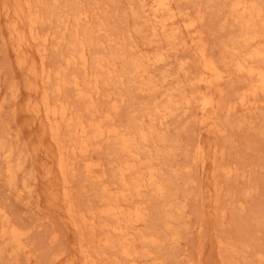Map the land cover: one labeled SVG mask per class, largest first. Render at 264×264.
Returning a JSON list of instances; mask_svg holds the SVG:
<instances>
[{
    "label": "rangeland",
    "instance_id": "1",
    "mask_svg": "<svg viewBox=\"0 0 264 264\" xmlns=\"http://www.w3.org/2000/svg\"><path fill=\"white\" fill-rule=\"evenodd\" d=\"M6 1L0 0V5H4ZM233 1L235 0H173V10L178 11H175L178 14L175 17L173 25L168 20L169 27L173 26V28H178L179 30L176 29V32L172 31L174 35L170 33V30L173 28L163 33L159 31L157 35H153L155 19L151 18L150 14H148L150 13L149 11H144L145 9L142 8V3L139 0H29L31 9L41 16L40 27L38 28V32H40L39 36L41 37L36 39L35 42L37 44L33 41L31 42V44H36V48L37 46L40 47V50L37 48L39 50L37 54L35 46L29 44L30 49L28 47V49L24 48L25 50H22L23 53H19V57L28 58L29 65H37L38 70L44 69L51 76L50 80H53L54 87H52L50 80L46 84L41 81L43 84L40 82V91L47 88L48 90H46L49 92V88L50 91L55 88L54 84L58 80V76L56 75L58 69L60 72H64L63 74H68V82L64 85L61 92L62 94L65 92L64 96L60 93L57 94L58 97L56 98L64 101L66 100L65 95L67 97L69 95L67 98L69 100L64 102L70 101V107L74 111L83 109L85 103H87L79 100L77 96L78 90L74 82H81L79 88L82 87V89H87L90 86V89H87L90 91L93 86L95 88L98 87L99 83L100 89H98L99 87L96 88L99 91L101 90L100 92L98 91L99 93L97 91L94 93L96 89L94 88V91L92 89L95 95L92 93L91 110L94 109L92 111H95L96 108L94 116L100 114L104 117L101 119L99 115V118L95 117L96 119L103 120L109 115V118L105 119L109 122L112 116H114L110 122L112 123L113 121L115 124L114 128L119 125L117 127L119 130L117 131L120 134L126 132L125 134L130 135L136 129L143 126L147 129L149 128V131L146 130L150 135L145 130L149 135L148 140L145 142L148 143L149 141L151 144H148H150L151 148L147 147L148 144L146 146L144 142V144L141 143L142 141H138V144L141 143L144 146L142 147L143 150L150 149L147 154L151 155L150 157L153 159L152 161L150 160V164L148 162L150 157L145 154L148 157V160H146V157L144 158L148 162V165H146L147 167L155 166L154 168L157 172L159 169V183L164 185L166 193L159 197L157 193L155 195V189L152 191L148 189V191L145 190L143 192L146 193L145 195L141 194L144 196L142 200L139 198V201H137L138 197L135 196L131 200L136 201H133V206L141 201L142 204H140L142 206L140 207L142 209L146 208L145 212L147 215L144 219L145 221L138 223L133 228L134 232L138 231V234H145L150 231L149 234L154 237L156 236L159 240L156 244H150L149 242L146 244V240L141 241L143 245L141 242H138V247L142 252L144 251L143 253L140 251L141 254L146 253V249L148 253H151L150 257H139L142 264H264V93H256L255 96L250 95L252 98H249L257 101V107L255 108L254 106V108L245 110L246 107L244 108L240 103V95L252 81H250L249 76H246L245 72L240 73L236 71L237 69L234 64V62L236 63L238 60L243 59L244 55L246 57L248 51L254 48V44L258 43L257 47H264V38L262 37L264 36V16H262V19L261 16H259L260 18L255 17L256 19H252V24H254L253 26L257 29V33L260 34L261 38L259 36L256 39L257 41L254 44L248 45V47L246 43L244 45L243 40L241 41L243 39L241 37L243 21L230 14L229 8ZM255 1L258 5H261L260 7L264 12V0ZM8 3L10 4L11 0ZM184 12L187 13L185 14ZM83 16L85 17L83 18ZM167 16L165 15L164 18ZM191 21L193 24L186 26ZM7 22L10 23L0 11V242L2 239L4 241L0 243V264H58L59 260L63 261L64 259L65 261L69 258L67 256L72 257V254L78 261H81L82 255L78 253L76 245L81 237L80 233H83L84 237L89 236L90 233H88L89 229L84 224L81 225L79 214L84 212L89 213L90 210H98V205L102 203L100 195L105 183L109 185L113 193L118 192L120 185L115 173L118 171L119 165L128 160V155L123 153L124 156L127 155L126 159L123 158L122 151L120 150L121 153L119 151V138L116 135L110 136L109 139L111 141L108 138L91 140L90 144L92 143V146L90 145L89 150L85 154L74 153L70 147L74 140H70L71 135L62 126L60 142L62 145L67 144L64 146L66 148L65 155L72 163L71 168L66 173V177L68 176L69 199L71 201L73 197V207L76 206V208L74 207V218L77 219L78 223L80 222L79 224L82 228L78 231L73 225V228L70 227L73 221H70V214L67 213L66 215V206H64V210L63 208H57L60 212L57 209L54 210L52 207H49L45 194L48 192V186H52L56 181L51 178L53 181L48 179L49 184H47V178L43 177L45 174L40 164L42 161L44 162V156H46L43 155L46 152L45 148L48 147L50 149L52 147L54 149L55 144L51 140L47 141L50 137L46 136L42 139L43 142L40 141V145L41 143L43 144L39 145L41 133L38 131L42 129H40L41 126H39L40 124L37 120L31 122L33 116L26 104L28 98L33 96L40 98V92L37 93V96L34 93V95H30L27 89H25L29 80L28 70L26 66L18 64L20 59L17 58L18 53H16V49L12 45L11 35L9 36L10 24ZM74 31L75 33L77 32L76 38L78 37V40L84 41L88 47L86 48L88 54V64L86 63V65H83L78 60L79 62H72L70 66V63L65 61L71 48H73L71 44L76 43L74 40L75 35L72 36V34H75ZM48 34L49 37L47 36ZM43 35L47 41L42 40ZM168 35H173V37L169 38ZM47 37L50 38V42ZM242 43L243 46L241 45ZM203 44L207 49V56L217 61L218 68L223 75L228 74L221 81H218L217 85L214 84L213 88L211 86V90L205 89V83L198 81L203 60L201 59L199 49L202 46L204 47ZM45 45L48 49L45 48ZM26 50L36 60L27 55L28 52ZM41 52L46 53L45 58L41 56ZM94 52L99 54L97 55ZM45 53L42 55H45ZM93 53L95 56L101 58L106 57L104 59L106 62L108 60L112 62L113 57L117 55L113 62L115 64L114 67L110 65L112 63L107 64L104 61L106 63L105 66L109 65L114 70L112 74L116 76L112 74L111 76H104L106 75L105 71H102L104 75L101 71H98L102 77H98L100 78L98 80L100 82L97 84L95 83L96 81L93 82V79H96L95 76H86L88 71L87 74L94 72L92 68ZM158 53H164L165 55H163L165 60L161 63H155L154 57ZM61 54L64 56H61ZM242 54L243 56H241ZM63 57L66 58L63 60ZM42 58L45 61L44 66ZM31 59H33L34 63ZM134 59L143 62L141 67L147 69V72H142L143 76H140V78L137 77L141 74V71L138 69L139 72L131 66V62ZM258 60V66L264 67V59L259 58ZM252 62L251 64L254 65L255 63ZM60 63L64 65L62 66ZM78 63L83 67L80 64L77 65ZM61 66L66 69H63ZM126 66L129 67L127 68ZM69 72L72 74H70L71 76H69ZM135 72L136 74L138 72L139 75L137 74V76ZM67 74H65V78ZM53 76H57V80L52 78ZM89 77H93L92 81ZM147 79H153L152 81L157 82H155L156 85H160L158 86L159 88L155 86L158 90L154 87L156 92L153 91L154 89L147 90L146 92L140 89L148 81ZM251 80L253 79L251 78ZM87 81L88 83H86ZM48 82H50V86L49 84L47 85ZM91 83H94V85L91 86ZM72 85L75 87L74 92L73 89L67 90L73 88ZM86 85H88L87 88ZM203 90L205 92L209 90V93L217 97L214 96L215 104L212 109L213 111L208 110L206 112H214L211 113L212 116L216 113L214 116L216 123L212 124L209 120L207 123L204 120L207 115L201 111L199 103L193 98L199 91L203 92ZM151 92H154L153 95L150 94ZM216 92H218V95ZM50 96L53 99L56 95L50 92ZM61 96L65 99H61ZM185 97L189 104L184 102L186 101ZM177 99L178 104L175 103V105L171 106L174 109L178 106L180 107L174 111L172 108L171 115L163 119L162 116L166 110L163 113L159 110L162 106L161 104H164L163 106L165 107L167 105L165 102L168 100L167 110L169 111L171 108H169L170 104L177 102ZM75 102H78V104L76 105ZM175 106L177 107L175 108ZM83 110L82 112L89 114L87 110ZM168 111L167 113L170 112ZM103 112H106V115ZM110 112L113 113L112 116H110L112 114ZM144 113L153 115L151 117ZM89 115H84V119L89 118ZM106 124L109 126L108 123ZM144 127L143 129H145ZM63 128L65 129L63 130ZM128 130L131 132L130 134ZM155 131L157 132L154 133ZM37 133L40 134L38 135ZM135 134L131 136H135ZM29 139H32L35 143ZM29 142L34 145V148ZM45 142L48 144L46 145ZM36 143L40 146L38 149L39 153L35 150ZM201 145L204 147V151L202 148L204 154L202 153L203 156L200 157L197 147ZM139 146L138 150L137 148V151L135 150L137 153L141 151V145ZM6 149L8 150L6 151ZM56 149L57 147H55ZM151 152L154 153V157ZM144 153L146 151H141V156L136 163L139 166L140 164L142 166V163L143 165L145 164V160L142 157ZM68 154L71 156L75 155V157L73 156V158ZM33 155L35 156L34 159L36 158L41 162H38L36 159L33 160ZM77 155L79 156L77 157ZM82 155L83 159L81 160ZM11 158L13 159L11 160ZM120 160L122 161L121 163ZM7 161H11L9 165ZM91 161L93 163H101V166H94V168H96V174L105 173L103 181H98L97 178H90L85 173V164ZM116 162L118 163L116 164ZM35 163L36 165H34ZM115 165H118V167ZM5 166H7L6 170ZM35 166H39L40 170ZM8 167L13 168V177L8 173ZM225 168L230 169V173H227ZM114 180H116V183L113 182ZM45 181L46 184H44ZM113 185H115V188L117 186V188L115 189ZM96 203H98L97 206ZM122 203L127 205L131 202L123 201ZM169 207L170 209H168ZM77 210L80 211L78 212ZM169 214L172 215L173 219L171 217L168 219ZM76 216L79 217L76 218ZM65 218L68 219V221L66 220L68 223L64 221ZM97 220L99 219L97 218ZM168 221L171 223L170 228L165 229V223ZM13 230L22 233L20 242L12 241L11 232ZM97 230L99 231V229ZM72 231L75 233L73 232V234ZM87 238L85 237L86 243H88ZM70 241L73 242V245ZM144 245L147 246L145 247ZM68 248L70 249L68 250ZM74 248L75 250H73ZM116 249L118 252V248H104L107 254L104 256L106 260L102 259V257L97 263L101 264L105 262L102 264H108V261H112V264H123L119 260L120 256L118 259V253L115 252ZM64 252H68L69 255ZM122 259V262L129 264L127 260Z\"/></svg>",
    "mask_w": 264,
    "mask_h": 264
},
{
    "label": "bare ground",
    "instance_id": "2",
    "mask_svg": "<svg viewBox=\"0 0 264 264\" xmlns=\"http://www.w3.org/2000/svg\"><path fill=\"white\" fill-rule=\"evenodd\" d=\"M8 1L9 0H7L6 2H5V4L4 5H0L1 7H0V11H1V13L2 14H4V16H5V18H7L8 20H9V22L10 23H8V24H10L9 25V30H10V34H9V36L11 35V38L10 39H12V41H13V44L12 45H14V47H15V49H16V53H18V56H17V58H19L20 60H19V62H18V64H20L21 66H26L27 67V70H28V76H29V80H28V82H27V85H26V88L25 89H27V91H28V93H30V95H32L33 93L34 94H36V96H37V93H39L40 95V98H37V97H35V96H33V97H31V98H28V101H27V104H26V106L28 107V109L30 110V112H31V115L33 116L32 117V121L31 122H35L36 120H37V122L40 124L39 126H41L40 127V129H42L41 131H38V132H40L41 133V135H40V140H39V145H40V141L41 142H43V138L44 137H46V136H49L50 137V139H47V141H49V140H51L52 142H54V144H55V147H57V149L55 150V147H54V149H52V147L51 146H49V147H51L50 149L48 148V147H46L45 149V153L43 154V155H46V156H44L45 157V159H44V162L42 161V163L40 164L41 165V167H42V169H43V171H44V176L43 177H46L47 178V184H49V182H48V179H50L51 180V178H53L54 179V181H56V183L55 184H52V186H48V192H47V194H45L46 196H47V203H48V205H49V207H52L54 210L55 209H59V208H63V210H64V206H66V215H67V213L68 214H70V221H73V223L71 224V222H69L71 225H70V227L71 228H73L72 227V225L79 231L81 228H82V226H80V222H81V225L82 224H84V226L86 227V228H88L89 229V232L88 233H90V235L88 236L87 234V236H85V237H88L87 238V240H88V243H86L85 242V237H84V234L83 233H80V239H79V241H78V243H77V241H76V243H77V251H78V253L79 254H81L82 255V260L80 261H78L77 259H76V257L72 254V257L71 256H67V257H69V258H67L65 261H64V259H63V261H61V260H59V262H58V264H100V263H97V262H99L98 260L99 259H101L102 257V259H105L106 260V257H104L105 256V250H104V248H106V247H110V248H118L119 249V251L117 252V249H116V251L115 252H117V253H115V254H117V256H118V259H119V256L121 257L119 260H121V263H123V264H125L124 262H122L123 261V259L122 258H124L125 260H127V262H129V264H142V262L140 263V260H139V257L140 256H149L151 253H148V251H147V249L145 250V252L146 253H144V254H141V252H142V250H140V248L138 247V242H141V241H145L146 242V244H148L147 242H149L150 244L151 243H155L156 244V242L157 241H159L158 240V238L155 236H151L150 234H149V232L150 231H148V233H145V234H138L137 232H134V227H136V225L138 224V223H140V222H142V221H145L144 219H145V217L147 216L146 215V212H145V209L146 208H141L140 206H142L141 204H142V202L140 201V202H137V204H135L134 206H133V201L134 202H136L135 200H133V201H131L132 200V198L135 196V197H138L137 198V201H139L138 199L140 198L141 200H142V198L144 197L143 195H145L146 193H143V192H145V190L146 191H148V189L149 190H153V189H155L154 191H156L155 192V195H156V193L158 194V196L160 197L161 195H163L164 193H166V191H165V187H164V185L162 184V183H159V179H158V172H159V169H158V172H157V170L154 168L155 166H154V164H153V162H152V165L154 166V167H151V166H148L147 167V165H148V162H150V160L152 161V159L153 158H151L150 156L151 155H148L147 154V152L150 150H147V149H142V147H144V146H142V144L141 143H145V145L146 144H148V143H150L149 141H148V143L147 142H145V141H147L148 140V136L150 135L149 134V128L147 129V128H145L144 126V128L145 129H143V127H139L138 129H136L135 131H134V129H133V131L136 133H134V132H129V130H128V133L130 134V135H127V134H125L126 132H124V134H120V133H118V131L117 130H119L117 127L119 126H116L115 128L113 127V126H115V124L113 123V121H112V123H113V125H111L112 123L110 122L111 121V119L112 118H114V116H112L113 115V113L112 112H110V113H112L110 116H112V118L110 119V123L109 122H107L105 119L106 118H109L108 116H106L105 117V119H103V120H101L104 116L102 115H100V114H95V115H97V116H94V112L96 111V108H95V111H92V110H94V109H92L91 110V106H92V102H91V98L93 97L92 96V93H93V91H94V83L91 85V86H93V88H91V91H92V89H93V91L91 92L90 90H87V89H90V86L87 88V86L89 85H86V88L87 89H82V87H80L79 88V85H80V83L81 82H77V81H75L74 82V79H73V82H74V84H75V86H76V89L78 90V98H79V100H82V101H84V102H87V103H85V105H84V107H83V109L86 111H88L89 112V114H86L87 112H82V110L83 109H78L77 111H74L70 106H71V102L69 103V102H64V101H68L69 99H67L68 97H69V95H68V97L65 95V97H66V100H64L63 98H62V96H64V94H65V92H63L64 94H62L61 92L63 91V87H64V85L68 82L67 81V79H68V74L67 73H65V74H67V76H66V78L64 77L65 76V74H63L64 72H60L58 69H57V71H56V75L58 76V80L56 79V77L57 76H53L52 78H55L57 81L55 82L56 84H54L55 85V88L52 90V91H50V88H49V92L45 89V90H41L40 91V82L41 81H43V83L45 82V84H46V82L47 81H49L50 80V75L49 74H47L46 72H45V70L43 69V70H38L39 68H37L35 65H33V64H31V65H29L28 64V58L26 59V57H19V53H23V51L25 50L24 48H29V44H31V42L33 41V42H35L36 41V39H38V37H41V36H39V33L40 32H38L39 31V25H40V23H41V16H40V14L38 15L36 12H34L32 9H31V4H30V2H29V0H11V3L9 4L8 3ZM58 1V0H57ZM139 1H141V3H142V8L143 9H145L144 11H149L150 13H148V14H150V16H151V18H153V19H155V23H154V26H153V35H157L158 34V32L159 31H161L162 33L163 32H165V31H167L168 29H170V28H173V26L172 27H169L170 25H169V21H171L170 22V24L171 25H173V23H175V17H176V15L178 14V13H176V12H178V11H174L173 10V8L174 7H172V1L173 0H139ZM231 1V0H230ZM2 3V2H1ZM36 3V2H35ZM134 3V2H133ZM230 3V2H229ZM33 4V6H35L34 5V3H32ZM230 5V4H229ZM57 6V5H56ZM261 5H258V3L255 1V0H235V1H233L232 2V4L230 5V8H229V10H230V14L231 15H233L234 17H236V18H238L239 20H241V21H243V23H242V35H241V37L243 38V39H241V41L243 40V43H244V45H245V43L247 44L246 46H248V45H250V44H254L257 40L256 39H258L259 38V36H260V34H258L257 33V29L253 26L254 24H252L253 23V20L252 19H256L255 17H258V18H260L259 16H261V19H262V16H264V15H262L264 12H263V10H262V8L260 7ZM36 7H37V5H36ZM146 7H147V9H146ZM58 9V8H57ZM176 9H179V8H176ZM38 10V9H37ZM182 10V9H181ZM143 11V12H144ZM39 12V11H38ZM165 13V14H164ZM185 13V12H184ZM187 13V12H186ZM185 13V14H186ZM84 15V14H83ZM87 15V14H86ZM138 15H140V14H138ZM167 16L166 18H164V16ZM230 15V16H231ZM145 16V15H144ZM85 16H83V18H84ZM89 17H90V15H89ZM180 17V16H179ZM186 17V16H185ZM184 17V18H185ZM190 17V16H189ZM135 18V17H134ZM137 18V17H136ZM197 18V17H196ZM43 19V18H42ZM79 19V18H78ZM181 19V18H180ZM195 19V18H194ZM44 20V19H43ZM169 20V21H168ZM178 20V19H177ZM188 20V19H187ZM190 20V19H189ZM150 21H152V20H150ZM252 21V22H251ZM255 21V20H254ZM259 21V20H258ZM154 22V21H153ZM152 22V23H153ZM238 22V21H237ZM263 22V21H262ZM177 23V22H176ZM181 24V23H180ZM184 24V23H183ZM193 24V22L191 21V22H189V23H187L186 24V26H191ZM244 24V25H243ZM264 24V23H263ZM263 24H261V25H263ZM7 25V24H6ZM149 26V25H148ZM152 26V25H151ZM182 26V25H181ZM184 26V25H183ZM195 26V25H194ZM8 27V26H7ZM193 28V27H192ZM264 28V27H263ZM176 29H178V28H173L172 30H170L171 32L170 33H172V31H174V32H176L175 30ZM90 30V29H89ZM179 30V29H178ZM191 30V29H190ZM193 30V29H192ZM88 31V30H87ZM182 31V30H181ZM174 32L172 33L173 35H174ZM186 32V31H185ZM191 32V31H190ZM200 32V31H199ZM74 33H75V31H74ZM77 33V32H76ZM76 33L75 34H72V36H74V40L76 41V43L74 42L73 44H71V46L73 45V48H71V50H70V53H69V55H68V57L66 58V57H63V60H64V58H66V60L65 61H67V63H70V66L72 65L71 63L72 62H76V61H78V60H80L82 63H83V65H86V63H87V52H86V48H88L87 46H86V44H85V42L84 41H81V40H78V37L76 38ZM182 33V32H181ZM241 33V32H240ZM264 33V32H263ZM263 33H262V35H263ZM168 34V33H167ZM65 35V34H64ZM80 35V34H79ZM171 35V34H170ZM173 35L172 36H169L168 35V37L170 38V37H173ZM48 37H49V34L47 35ZM239 36V35H238ZM47 37V38H48ZM263 38H264V36H262ZM73 38V37H72ZM191 38V37H190ZM197 38H199V37H197ZM260 38H261V36H260ZM50 38H48V40H49ZM154 39V38H153ZM168 39V38H167ZM173 39V38H172ZM183 39V38H182ZM188 39V38H187ZM202 39V38H201ZM40 40V39H39ZM42 40H44V41H47V39L44 37V35L42 36ZM41 40V42H43ZM63 40V39H62ZM148 40V39H147ZM240 41V42H241ZM260 41H261V39H260ZM49 42H50V40H49ZM202 42V41H201ZM200 42V43H201ZM36 43V42H35ZM191 43V42H190ZM243 43L241 44L242 46H243ZM33 45H34V43H32ZM31 44V45H32ZM37 44V43H36ZM36 44L34 45L35 46V48H36ZM38 44H40L39 42H38ZM43 44H44V42H43ZM46 45H47V43H45ZM69 44V43H68ZM46 45H45V48H47L48 49V47H46ZM97 45V44H96ZM187 45V44H186ZM200 45V44H199ZM204 45V44H203ZM257 45H259L258 43L255 45L254 44V48L252 49V50H250V51H248V53L246 54V57H245V55L243 56V54L241 55V56H243L244 58L243 59H241V60H238V59H235V60H238L236 63L234 62V64H235V66H236V71H238V72H240V73H246L247 75V77L249 76V78H250V81H252L251 82V84H249V86L247 87V89L243 92V93H241L240 91V93H241V95H240V103H241V105L242 106H244V108H245V110L247 109L248 110V108H254V106H255V108L257 107L256 105H257V101H253L251 98V96L250 95H256V93H264V67H262V66H258V63H259V58L261 59H264V47H257ZM26 46V47H25ZM39 46H41V45H39ZM201 46V45H200ZM245 46V47H246ZM261 46V45H260ZM263 46H264V44H263ZM75 47V48H74ZM80 47V48H79ZM229 47V46H228ZM249 47V46H248ZM27 48V49H28ZM37 48L39 49L40 47H38L37 46ZM37 48H36V50H37ZM69 48H70V46H69ZM193 48H194V46H193ZM24 49V50H23ZM30 49V48H29ZM31 49H32V47H31ZM43 49H44V46H43ZM46 49V50H47ZM246 49H248V48H246ZM246 49H244V50H246ZM23 50V51H22ZM40 50V49H39ZM39 50H37V54L39 53L38 51ZM45 50V49H44ZM195 50V49H194ZM18 51V52H17ZM99 51V50H98ZM26 52H28L27 50H26ZM25 52V53H26ZM42 53V52H41ZM45 53V52H44ZM44 53H42V54H44ZM68 53V52H67ZM95 53V52H94ZM93 53V54H94ZM199 53H200V56H201V59H203L202 60V69H201V72H200V74H199V77H198V81H201V82H204L205 83V89H209V90H211L212 88H213V85L215 84V85H217L218 84V81H221L223 78H225V75H223V73L221 72V70L218 68V65H217V61H215V59L213 60L212 58H210L209 56H207V49H206V47H205V45H204V47L202 46V48H200L199 49ZM41 54V56H44V58L46 57V53H45V55H42ZM62 54H65V53H62ZM61 54V56H64V55H62ZM95 54H97V53H95ZM95 54H94V59H92V68H93V70H94V72H90V74H87L86 73V76H95V78L96 79H93V82L94 81H96L95 83L97 84L98 82H100V81H98V80H100V78H98L99 76H101L102 77V75L100 74V72H98V71H105L106 72V75H104L103 74V72H102V74L104 75V76H111V74L112 73H114L113 71V69H111L110 67H109V65H106V66H108V67H106L105 66V64L107 63H112V64H110V65H112V67H114L115 66V64L113 63L114 62V60L116 59L115 57L117 56H115V57H113V61L111 62L110 60H108V62H106V60H104V59H106V57L105 58H101V57H99V56H95ZM99 54V53H98ZM97 54V55H98ZM115 54V53H114ZM169 54V53H168ZM27 55H29V56H31V57H33L32 55H30V53L28 52L27 53ZM90 55V54H89ZM163 55H164V53H158V54H156V56L154 57V59H155V63H157V62H162L163 60H165L164 58L165 57H163ZM22 56H24V54H22ZM165 56V55H164ZM240 56V57H241ZM90 57V56H89ZM88 57V58H89ZM93 57H91V58H93ZM213 57V56H212ZM239 57V56H238ZM35 57H33V59H34ZM44 58H42L43 59V66H44V64H45V61H44ZM142 58V57H141ZM33 59H31L32 60V62H33ZM109 59V58H108ZM200 59V60H201ZM257 59V60H256ZM35 60H36V58H35ZM89 60V59H88ZM254 60V61H253ZM42 61V60H41ZM104 61L106 62V63H104ZM254 62L255 64H257V65H252L251 64V62ZM258 61V62H257ZM79 62V61H78ZM144 62H145V60H144ZM252 62V63H253ZM263 62H264V60H263ZM31 63V62H30ZM34 63V62H33ZM132 64H131V66H133V68L134 69H139L140 71H141V74H142V72H144V71H146L147 72V69H143L142 67H141V65H142V63L143 62H140V60L139 61H137V60H133L132 62H131ZM200 63V62H199ZM36 64H37V61H36ZM41 64H42V62H41ZM61 64V63H60ZM66 64V63H65ZM74 64V63H73ZM80 63H78L77 65H79ZM88 64V63H87ZM90 64V63H89ZM152 64V63H151ZM154 64V63H153ZM62 66L64 65L63 63L61 64ZM75 65V64H74ZM81 65V64H80ZM260 65V64H259ZM40 66V65H39ZM46 66V65H45ZM61 66V67H62ZM82 66V65H81ZM88 66V65H87ZM199 66H201V65H199ZM47 68H48V66H46ZM67 67V66H66ZM83 67V66H82ZM127 67V66H126ZM129 67V66H128ZM127 67V68H128ZM63 68V67H62ZM87 68V67H86ZM85 68V69H86ZM142 68V69H141ZM49 69V68H48ZM63 69H66V68H63ZM62 69V71H64ZM126 69V68H125ZM124 69V70H125ZM149 69V68H148ZM56 70V69H55ZM92 70V71H93ZM138 70V71H139ZM143 70V71H142ZM150 70V69H149ZM50 71H52V70H50ZM73 71V70H72ZM136 71V70H135ZM139 71V72H140ZM126 72V71H125ZM127 72H128V70H127ZM224 72V71H223ZM227 72H229V71H227ZM76 73V72H75ZM75 73H73V74H75ZM79 73V72H78ZM78 73H77V76H78ZM116 73V72H115ZM124 73V72H123ZM199 73V72H198ZM230 73V72H229ZM55 74V73H54ZM71 73L69 72V76H71L70 75ZM132 74V73H131ZM135 74H136V72H135ZM135 74H132V75H135ZM137 74H138V72H137ZM136 74V75H137ZM137 75L138 77L137 78H140V76H143V74L142 75ZM145 74V73H144ZM112 75H114V76H116L115 74H112ZM135 75V76H136ZM228 75V74H227ZM226 75V76H227ZM118 76H120V75H118ZM148 77V76H147ZM26 78H27V75H26ZM43 78V79H42ZM90 78V80L92 81V78L91 77H89ZM107 78V77H106ZM111 78V77H110ZM109 78V79H110ZM132 78H133V76H132ZM231 78V77H230ZM251 78L253 79V80H251ZM79 79V78H78ZM112 79V78H111ZM149 79V78H148ZM147 79V80H148ZM197 79V78H196ZM27 80V79H26ZM90 80H88L89 82H90ZM153 79H151V80H148L147 82H145L144 83V81H142V83H144L143 85H142V83H141V87H140V89L141 90H144L145 92L147 91V90H153L154 89V87L155 86H160V85H156V83L154 82V81H152ZM193 80V79H192ZM228 80V79H227ZM51 81V83H52V81L53 80H50ZM70 81V80H69ZM88 81L86 82V83H88ZM146 81V80H145ZM111 82V81H110ZM226 82V81H225ZM42 83V82H41ZM42 83V84H43ZM50 82H48L47 83V85L49 84ZM71 83H72V81H71ZM70 82H69V84H71ZM85 83V82H84ZM108 83H109V80H108ZM155 83V84H154ZM201 84V83H200ZM68 85V84H67ZM66 85V86H67ZM83 85V84H82ZM99 83H98V87H99ZM139 85V84H138ZM214 85V86H215ZM44 86V85H43ZM42 86V87H43ZM49 86H50V84H49ZM73 86V85H72ZM96 86V85H95ZM164 86V85H163ZM211 86H212V88H211ZM41 87V89H43ZM52 87H54L53 86V83H52ZM51 87V88H52ZM68 87H70V86H68ZM98 87H96V88H98ZM200 87H201V85H200ZM74 86H73V88H69V89H67V90H69L70 91V89H73V92H74ZM95 88V89H96ZM156 88V87H155ZM159 88V87H158ZM169 88V87H168ZM211 88V89H210ZM64 89H66V88H64ZM98 89H100V87L98 88ZM98 89H96L95 91H94V93L97 91H99ZM157 89V88H156ZM158 90V89H157ZM165 90V89H164ZM169 90V89H168ZM197 90V89H196ZM209 90L207 91L206 90V92L203 90V92H200L199 91V93L197 94V93H195V94H197L196 96H194L193 98H195L196 99V102H198L199 103V106H200V109H201V111L203 112V113H206L208 110H212L213 109V107H214V104H215V97L211 94V93H209ZM224 90V89H223ZM66 91V90H65ZM101 91V90H100ZM99 91V92H100ZM153 91H155L156 92V90L154 89ZM212 91H214V90H212ZM218 91V90H217ZM220 91V90H219ZM243 91V90H242ZM50 92H52V93H54L56 96H55V98H53L52 99V97L50 96ZM98 92V93H99ZM149 92V91H148ZM197 92V91H196ZM221 92V91H220ZM61 93V99H63L64 101H62V100H60V99H58V98H56V97H58L57 96V94H60ZM67 93V92H66ZM93 93V95H95ZM97 93V94H98ZM153 93L154 92H151L150 94H152L153 95ZM189 93V92H188ZM213 93V92H212ZM217 93V95H218V92H216ZM222 93V92H221ZM33 94V95H34ZM158 94V93H157ZM164 94V93H163ZM187 94V93H186ZM192 94V93H191ZM52 95V94H51ZM76 95V94H75ZM261 95V94H260ZM28 96V95H27ZM26 96V97H27ZM25 97V98H26ZM76 97V96H75ZM153 97V96H152ZM187 97V96H186ZM185 97V100L187 99ZM249 97H251V98H249ZM77 98V97H76ZM171 98V97H170ZM190 98V97H189ZM217 98V97H216ZM27 99V98H26ZM75 99V98H74ZM73 99V100H74ZM97 99V98H96ZM239 99V98H238ZM260 99V98H259ZM151 100V99H150ZM156 100V99H155ZM160 100V99H159ZM173 100H174V98H173ZM172 100V101H173ZM176 100V99H175ZM198 100V101H197ZM76 101H77V99H76ZM95 101V100H94ZM167 101L168 100H166V102H165V104H167L165 107L163 106L164 104H161L162 106L160 107V111H162V113H163V111H165L166 110V112H164V114H163V119L164 118H167L169 115H171V110H172V106L171 105H175V103L176 104H178V99H177V102H174V104H170V106H169V108H170V112L167 110V106H168V103H167ZM189 101V100H188ZM233 101V100H232ZM80 102V101H79ZM169 102V101H168ZM171 102V101H170ZM182 102V101H181ZM184 102H187V100L186 101H184ZM217 102V101H216ZM231 102V101H230ZM70 105H69V104ZM76 103V102H75ZM158 103V102H157ZM173 103V102H172ZM188 103V102H187ZM219 103H220V101H219ZM233 103V102H232ZM78 104V102L76 103V105ZM156 104V103H155ZM189 104V103H188ZM191 104V103H190ZM218 104V103H217ZM72 105H74V104H72ZM83 105V104H82ZM94 105V104H93ZM96 105V104H95ZM116 105V104H115ZM198 105V104H197ZM220 105V104H219ZM224 105V104H223ZM238 105V104H237ZM262 105V104H261ZM144 106V105H143ZM178 106V105H177ZM177 106H175V108L177 107ZM190 106V105H189ZM77 107V106H76ZM116 107V106H115ZM148 107V106H147ZM159 107V106H158ZM162 107H164V108H166V109H164V108H162ZM178 107H180V106H178ZM177 107V108H178ZM190 107H192V106H190ZM112 108V107H111ZM156 108V107H155ZM154 108V109H155ZM162 108V109H161ZM176 108V109H177ZM211 108V109H210ZM232 108V107H231ZM243 108V107H242ZM146 109V108H145ZM158 109V108H157ZM176 109H174L173 108V111L174 110H176ZM215 109V108H214ZM217 109V108H216ZM236 109V108H235ZM83 110V111H84ZM98 110V109H97ZM112 110V109H111ZM158 110V112L159 113H161L160 111ZM232 110V109H231ZM259 110V109H258ZM27 111V110H26ZM99 111H101V110H99ZM103 111V110H102ZM146 111V110H145ZM167 111L169 112V113H167ZM172 111V112H173ZM184 111V110H183ZM213 111V110H212ZM216 111V110H215ZM234 111V110H233ZM25 112V111H24ZM107 112V111H106ZM105 112V113H106ZM148 112V111H147ZM149 112H151V111H149ZM247 112V111H246ZM26 113H28V112H26ZM83 113V114H82ZM101 113V112H100ZM104 113V112H103ZM104 113V114H105ZM107 113H109V112H107ZM152 113V112H151ZM211 113H214V112H211L210 111V113L208 112V113H206V117H205V121L208 123L209 121H210V123H216V118L214 119V116L216 115V113L214 114V116H212V114ZM102 114V113H101ZM144 114H147V116H151V115H153V114H148V113H144ZM156 114H157V112H156ZM174 114V113H173ZM209 114V115H208ZM230 114V113H229ZM251 114H253V113H251ZM84 115L85 116H90L89 118H87V119H84ZM99 115H100V117H101V119L100 120H98V119H96V118H99ZM106 115V114H105ZM160 115H162V114H160ZM155 116V115H154ZM96 117V118H95ZM152 117V116H151ZM151 117H149V118H151ZM200 117V116H199ZM27 119V118H26ZM114 120V119H113ZM209 120V121H208ZM215 120V121H214ZM106 121V122H105ZM145 121V120H144ZM161 121V120H160ZM214 121V122H213ZM141 122V121H140ZM151 122V121H150ZM106 123H108L109 124V126L106 124ZM160 123V122H159ZM162 123H163V121H162ZM28 124H29V122H28ZM26 125H27V123H26ZM34 125H35V123H34ZM111 125V126H110ZM132 125V124H131ZM135 125V124H134ZM206 125V124H205ZM204 125V126H205ZM211 125V124H210ZM217 125V124H216ZM28 126V125H27ZM62 126H64L67 130H65V131H67V132H69V134L71 135V138H70V140L72 141V139L74 140V142L72 141V145H70V147H71V150H72V152H74V153H80V154H85L88 150H89V148H90V145L92 144H90V141L91 140H101V139H105V138H110V136L112 137L113 135H116L118 138H119V142L118 143H120V148H119V151L121 150L122 151V156H123V158H125L126 159V156H127V159L128 160H125L121 165H119V167H118V165L116 166V167H118V171L115 173V174H117L116 176H117V181H118V184L120 185V188H119V190H118V192H115V193H113L111 190H110V188H109V185L108 184H104V188H103V190H102V192H101V195H100V201L102 202L100 205H98L99 207L97 208L98 210L97 211H94V210H90L89 211V213H87V212H84V213H81V214H79L80 215V222L78 223V221H77V219H75L74 217H75V215H74V211H75V209H74V207L76 208V206H74L73 207V202H72V200H73V197H72V199H71V201H70V199H69V192H68V188H69V185H68V181H67V177H66V173H67V171L69 170V168H71L70 166L72 165V163L70 162V160L67 158V156L65 155V150H66V148L64 147L65 145H67V144H65V145H62V143L60 142V131L62 130L61 128H62ZM141 126V125H140ZM212 126V125H211ZM130 127V126H129ZM148 127V126H147ZM26 128H28V127H26ZM65 128H63V130L65 129ZM117 128V129H116ZM131 128V127H130ZM133 128V127H132ZM205 128V127H204ZM29 129V128H28ZM31 129V128H30ZM37 129V128H36ZM35 129V130H36ZM148 131H147V130ZM216 129V128H215ZM219 129V128H218ZM39 130V129H38ZM122 130V129H121ZM124 130H126V129H124ZM148 132V134H147V132ZM156 130V129H155ZM132 131V130H131ZM63 132V131H62ZM119 132H121V131H119ZM152 132V131H151ZM150 132V133H151ZM157 131H155L154 133H156ZM39 133V134H40ZM65 133V132H64ZM38 134V133H37ZM38 134V135H39ZM66 134V133H65ZM64 134V135H65ZM68 134V135H69ZM132 134H135V136H131ZM62 135V134H61ZM69 135V136H70ZM118 135H120V136H118ZM136 135L138 136L137 138H136ZM154 135V134H153ZM156 136H157V134H155ZM34 136V135H33ZM116 136H114V137H116ZM39 137V136H38ZM116 137V138H117ZM153 137V136H152ZM32 138V137H31ZM62 138V137H61ZM139 139V140H138ZM154 139V138H153ZM152 139V140H153ZM29 140H31L32 141V139H29ZM35 140H37V139H35ZM68 140V139H67ZM69 140V141H70ZM110 141H111V139H109ZM117 140V139H116ZM46 141V142H47ZM63 141H65V140H63ZM62 141V142H63ZM140 141H142L140 144H138ZM154 141V140H153ZM33 143H35L34 141H32ZM37 142H38V140H37ZM45 142V144L47 145L48 143H46ZM66 142V141H65ZM64 142V143H65ZM92 142V141H91ZM96 142V141H95ZM28 143V142H27ZM29 143H31V142H29ZM51 143V142H50ZM63 143V144H64ZM67 143H68V141H67ZM112 144H113V142H111ZM114 143H116V142H114ZM143 143V144H144ZM37 144V143H36ZM36 144H35V146H36ZM43 143H41V145H42ZM44 144V145H45ZM53 144V143H52ZM94 144V143H93ZM106 144V143H105ZM138 144V145H137ZM151 144V143H150ZM150 144H148V146L147 147H150L151 148V146H150ZM199 144V143H198ZM31 145H33L32 143H31ZM38 144H37V146L35 147V150L37 151V153H39L38 152V149L40 148V146H39ZM119 145V144H118ZM117 145V146H118ZM139 145H141V148H140V150L141 151H143V152H145L146 151V153H144L143 155L144 156H142L143 157V159L146 157V160H148V157H150V159H149V161L147 162L145 159V164L143 165V163H142V166H141V164H140V166H139V164H136L137 163V161H138V159H139V157L141 156V151H139L140 153H137L136 151L138 150V148L140 147ZM204 145V144H203ZM203 145H201V146H198L197 148H198V152L200 153V157L201 156H203V154H204V147H203ZM92 146V145H91ZM155 146V145H154ZM29 147V146H28ZM44 147V146H43ZM67 147V146H66ZM152 147H153V144H152ZM33 148H34V145H33ZM100 148V147H99ZM117 148V147H116ZM136 148H137V150H136ZM146 148V147H145ZM202 148H203V151H202ZM29 149V148H28ZM70 149V148H69ZM157 149V148H156ZM216 149V148H215ZM214 149V150H215ZM8 149H6V151H7ZM13 150V149H12ZM33 150V149H32ZM136 150V151H135ZM11 151V150H10ZM70 151V150H69ZM118 151V150H117ZM121 151H120V153H121ZM158 151V150H157ZM218 151V150H217ZM217 151H215V152H217ZM31 152V151H30ZM2 153H4V152H2ZM12 153V152H11ZM123 153H125V154H127V155H123ZM152 153V152H151ZM203 153V154H202ZM31 154H32V152H31ZM34 154H36V153H34ZM73 154V153H72ZM145 154H147L148 155V157L147 156H145ZM154 153H152V155H153ZM69 155V154H68ZM11 156V155H10ZM30 156V155H29ZM37 156V155H36ZM69 156H71V155H69ZM68 156V157H69ZM74 157H75V155H73ZM73 156H71V157H73ZM79 155H77V157H78ZM34 155L32 156V158H33V160H35L34 159ZM73 157V158H74ZM81 157V156H80ZM79 157V158H80ZM153 157H154V155H153ZM204 157H205V155H204ZM122 158V157H121ZM122 158V159H123ZM198 158V157H197ZM13 158H11V160H12ZM71 159V158H70ZM83 159V155H82V158H81V160ZM121 159V160H122ZM142 159V158H141ZM140 159V160H141ZM200 159H202V158H200ZM205 159V158H204ZM203 159V160H204ZM37 160V159H36ZM95 160V159H94ZM120 160V163L122 162ZM124 160V159H123ZM143 160V161H144ZM203 160H201V161H203ZM14 161V160H13ZM38 161V160H37ZM142 161V162H143ZM5 162V161H4ZM8 162V161H7ZM10 162L11 161H9L8 162V165L10 164ZM16 162V161H15ZM38 162H41V161H38ZM92 162V161H91ZM91 162H87L86 164H85V173L88 175V177H90V178H97L98 179V181H103L104 180V176H105V173L104 172H102V173H100V174H96V168H94V166H101V163H91ZM6 163V162H5ZM13 163V162H12ZM23 163V162H22ZM34 163V162H33ZM77 163V162H76ZM106 163V162H105ZM118 162H116V164H117ZM119 163V164H120ZM7 164V163H6ZM18 164V163H17ZM79 164V163H78ZM83 164V163H82ZM147 164V165H146ZM150 164H151V162H150ZM5 165V164H4ZM34 165H36V163L34 164ZM39 165V164H38ZM74 165V164H73ZM81 165V164H80ZM103 165H105V164H103ZM107 165H108V163H107ZM13 166V165H12ZM14 166H15V164H14ZM13 166V167H14ZM145 166V167H144ZM224 167H225V165H223ZM6 167L7 166H5V170H6ZM36 168H39V166L37 167V166H35ZM76 167V166H75ZM78 167V166H77ZM81 167V166H80ZM109 167V166H108ZM74 168V167H73ZM157 168V167H156ZM228 168V167H227ZM227 168H225V170H226V172L227 173H230V169H227ZM234 168V167H233ZM13 168H11V167H8V169H7V171H8V173L13 177V175H14V170H12ZM15 169V168H14ZM20 169V168H19ZM75 169V168H74ZM83 169H84V167H83ZM97 169H99V168H97ZM101 169H102V167H101ZM100 169V170H101ZM39 170H40V168H39ZM105 170H106V168H105ZM109 170V169H108ZM43 171H42V173H43ZM111 171H113V170H111ZM38 172V171H37ZM84 172V171H83ZM108 172V171H107ZM114 172V171H113ZM15 173H17L16 171H15ZM109 173V172H108ZM111 173V172H110ZM234 173V172H233ZM4 174H5V172H4ZM34 174V173H33ZM70 174H71V171H70ZM113 174V173H112ZM8 175V174H7ZM69 175V174H68ZM83 175V174H82ZM108 175V174H107ZM106 175V176H107ZM111 175V174H110ZM57 176V178L55 179V177ZM112 176V175H111ZM8 177V176H7ZM113 177V176H112ZM116 178V177H115ZM51 181H53V180H51ZM72 181V180H71ZM162 181V180H161ZM113 182H115L116 183V180H114ZM42 183H44V182H42ZM44 184H46V181H45V183ZM43 184V185H44ZM102 184V185H103ZM114 184V183H113ZM118 185V186H119ZM29 186V185H28ZM27 186V187H28ZM97 186V185H96ZM115 185H113V187H114ZM71 187V186H70ZM74 187V186H73ZM111 187H112V185H111ZM46 188H47V186H46ZM115 188V187H114ZM116 188H117V186H116ZM115 188V189H116ZM23 190V189H22ZM45 191V190H44ZM74 191V190H73ZM72 191V192H73ZM113 191H114V189H113ZM143 193V195H141ZM153 193V192H152ZM154 194V193H153ZM153 194H152V196H153ZM167 195V194H166ZM148 196V195H147ZM99 197V196H98ZM164 197V196H163ZM155 198V197H154ZM145 199V198H144ZM160 199V198H159ZM74 201V200H73ZM125 202V201H127V202H131L130 204H123L122 202ZM148 201V200H147ZM96 202H97V200H96ZM143 202H144V200H143ZM75 203V202H74ZM141 203V204H140ZM148 203V202H147ZM97 204L98 203H96V206H97ZM132 204V205H131ZM138 204H139V206H138ZM149 204H151V203H149ZM171 204V203H170ZM95 205V204H94ZM130 205V206H129ZM165 205V204H164ZM96 206H95V208H96ZM144 206V205H143ZM47 207V206H46ZM79 207V206H78ZM144 207H146V206H144ZM168 207V206H167ZM84 208V207H83ZM163 208V207H162ZM57 209V210H58ZM78 209H80V208H78ZM168 209H170V207L168 208ZM179 209V208H178ZM148 210H149V208H148ZM166 210V209H165ZM59 212H60V210H58ZM57 211V212H58ZM78 211V210H77ZM76 211V212H77ZM80 211V210H79ZM78 211V212H79ZM161 211V210H160ZM163 211V210H162ZM55 212V211H54ZM56 212V213H57ZM59 212H58V214H59ZM62 214V213H61ZM64 214V213H63ZM75 214H77V213H75ZM182 214V213H181ZM60 215V214H59ZM62 216V215H61ZM69 217V216H68ZM67 217V218H68ZM79 217V216H78ZM77 216H76V218H78ZM172 218V215H168V219L169 218ZM67 218H65V220L64 221H68V219ZM97 218L99 219V220H97ZM173 219V218H172ZM147 220V219H146ZM1 221V220H0ZM66 221V222H67ZM98 221V222H97ZM164 222V221H163ZM68 223V222H67ZM147 223V222H146ZM145 223V224H146ZM4 224V223H3ZM166 224V225H165ZM164 225H165V229H167V228H170V225H171V223H170V221H168V222H166ZM84 227V228H85ZM99 229V231L96 229ZM141 227V226H140ZM83 228V229H84ZM77 230H75V231H77ZM96 230H97V232H96ZM83 231V230H82ZM167 231V230H166ZM74 231H72V233H73ZM147 232V231H146ZM5 233V232H4ZM12 235H11V237H12V241H14V242H20V240H21V236H22V233L21 232H18V231H15V230H13L12 232ZM75 233V232H74ZM73 233V234H74ZM151 233H153V232H151ZM155 233V232H154ZM157 233V232H156ZM177 233V232H176ZM146 234H149V235H146ZM24 235V234H23ZM76 235V234H75ZM74 235V236H75ZM157 235V234H156ZM6 236V235H5ZM160 237V236H159ZM76 238V240L78 239L77 238V236L75 237ZM6 239V238H5ZM163 239V238H162ZM2 241H3V239H2ZM2 241L0 242V243H2ZM4 242V241H3ZM71 242V241H70ZM142 243V242H141ZM140 243V244H141ZM71 244L73 245V242H71ZM19 245H21V243H19ZM142 245H143V243H142ZM161 245V244H160ZM145 246V245H144ZM147 246V245H146ZM145 246V247H146ZM69 247V246H68ZM72 247V246H71ZM70 248H68V250H69ZM67 250V251H68ZM73 250H75V248L73 249ZM6 251V250H5ZM62 251H64L63 249H62ZM107 251V250H106ZM108 251H109V248H108ZM107 251V252H108ZM141 251V252H140ZM74 252V251H73ZM113 253H114V251H112ZM144 252V251H143ZM142 252V253H143ZM150 252H153V251H150ZM1 253V252H0ZM61 253V252H60ZM60 253H58V255H60ZM63 253V252H62ZM64 253H66V254H68V252H64ZM112 253V254H113ZM74 254H75V252H74ZM110 254V253H109ZM258 254V253H257ZM262 254V253H261ZM69 255V254H68ZM70 255H71V252H70ZM107 255V254H106ZM263 255V254H262ZM63 256V255H62ZM62 256H60V257H62ZM65 256V255H64ZM110 256V255H109ZM113 256H115L114 254H113ZM264 256V255H263ZM2 257V256H1ZM55 257H56V255H55ZM110 257H112V256H110ZM109 257V259H111ZM150 257V256H149ZM148 257V258H149ZM154 257V256H153ZM78 258H79V256H78ZM80 258H81V256H80ZM142 258V257H141ZM116 259V258H115ZM154 259V258H153ZM104 260V261H105ZM124 260V261H125ZM58 261V260H57ZM100 261H102V260H100ZM144 261V260H143ZM109 262H110V264H112V261H108V264H109ZM115 262V261H114ZM113 262V263H114ZM116 262H117V260H116ZM102 263H105V262H102ZM101 263V264H102ZM57 264V263H56ZM128 264V263H127ZM218 264V263H217ZM234 264V263H233Z\"/></svg>",
    "mask_w": 264,
    "mask_h": 264
}]
</instances>
